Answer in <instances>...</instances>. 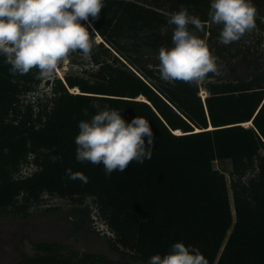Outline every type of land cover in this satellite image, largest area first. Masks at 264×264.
<instances>
[{
    "label": "trees",
    "instance_id": "1",
    "mask_svg": "<svg viewBox=\"0 0 264 264\" xmlns=\"http://www.w3.org/2000/svg\"><path fill=\"white\" fill-rule=\"evenodd\" d=\"M171 1L198 7L195 16L209 21L211 0ZM104 3L99 19L81 23L91 25L93 40L101 36L122 54L131 52L124 39H137L142 31L167 24L168 15L132 0ZM206 28L197 35L205 37ZM153 36V49L173 46L171 37ZM103 47L95 43L92 49L97 64L95 51ZM10 67L0 56V210L17 207L21 196L25 204L45 192L92 196L116 235L111 249L125 258L147 264L153 255H164L174 243L183 242L198 248L208 264H264V72L245 84L214 85L204 102L194 84L158 86L151 79L161 78L153 70L142 68L146 73L136 75L106 65L92 82L72 75L58 79L55 97L36 105L35 113L32 104L22 109L20 95L40 83L38 69L13 76ZM76 88L80 93L72 92ZM94 103L120 110L128 123L138 116L148 119L152 158L143 164L134 161L110 178L102 163L78 162V124L96 114ZM145 145L149 146L147 137ZM30 154L36 155L39 170L16 179ZM215 161H231L238 177L232 186L236 218L226 175L214 168ZM69 169L83 173L89 182L70 179ZM250 171L256 173L242 183ZM59 248L40 244L42 253L31 262L115 264L91 254L66 257Z\"/></svg>",
    "mask_w": 264,
    "mask_h": 264
},
{
    "label": "clouds",
    "instance_id": "2",
    "mask_svg": "<svg viewBox=\"0 0 264 264\" xmlns=\"http://www.w3.org/2000/svg\"><path fill=\"white\" fill-rule=\"evenodd\" d=\"M104 0H0V56L10 65L15 76L38 69L37 78L53 80L58 66L67 63L71 53L79 51L88 57L96 40L82 21L99 19ZM209 21L190 15L181 5L179 11L168 14L167 24L160 29L166 35L172 28V47H160L157 59L160 78L165 82L200 85L209 74L220 75L217 58L212 55L206 38L197 33L205 31L208 22L222 26L219 43L229 45L256 27L257 8L252 0H211ZM192 26L191 28L189 26ZM93 31H95L93 29ZM78 124L75 137L76 160L94 165L103 164L106 177L114 171L124 172L132 162L143 164L153 155V131L148 119L138 116L128 123L120 110L101 107ZM84 115L88 110L84 109ZM148 138V147L145 145ZM66 174L72 180L87 184L83 173ZM147 264H208L194 246L174 243L169 252L156 254Z\"/></svg>",
    "mask_w": 264,
    "mask_h": 264
},
{
    "label": "rangeland",
    "instance_id": "3",
    "mask_svg": "<svg viewBox=\"0 0 264 264\" xmlns=\"http://www.w3.org/2000/svg\"><path fill=\"white\" fill-rule=\"evenodd\" d=\"M132 1L166 15L179 11L181 7L171 0ZM252 3L257 8V17L264 22V0H252ZM186 8L191 15L199 14L198 7L191 5ZM161 27L142 31L137 39H124L123 44H127L131 51L125 54H122L117 46L106 42L105 38L100 39L97 36V44L104 45L103 48L95 51L99 64L95 62L93 52L88 57H84L79 51L71 53L68 62L58 66L55 79L41 80L40 83L31 85L32 90L20 95L22 109L32 104L35 105V113H37L39 108L36 105L46 104L55 97L53 90L58 79L64 80L66 76L72 75L92 82L93 75L106 65L125 68L136 75L145 74L142 68H146L155 71L156 77H160V73L157 72L159 64L157 55L162 46L153 49L151 41L154 39L153 35L161 34ZM206 27L205 37L201 35L203 32L199 36L206 38L212 55L217 58L220 75L214 76L210 73L202 84H194L198 89V96L204 102L212 95V86L226 83L245 84L264 72V28L261 29L256 23V27L246 32L240 40L223 45L218 40L222 26L208 22ZM165 36L172 37V29L169 28ZM151 81L158 86L168 83L162 79H151ZM75 91L80 93L78 88ZM35 156V154L29 155L28 162L24 163L21 170L15 174L16 179L27 178L39 170L34 162ZM214 168L226 175L236 218L232 186L239 180L234 175L232 162L215 161ZM255 173L256 171H250L241 182L247 183ZM95 201L96 198L92 196L60 197L45 192L38 200L25 204L21 196L19 205L9 208L10 211L1 209L0 264H33L31 260L42 253L38 249L40 244H56L60 246L58 252L66 257L71 253H76L78 258L91 254L105 257L115 264H144L129 257L125 258L121 253L111 249L110 243L116 240V235L101 216ZM16 208L20 212H16Z\"/></svg>",
    "mask_w": 264,
    "mask_h": 264
},
{
    "label": "bare ground",
    "instance_id": "4",
    "mask_svg": "<svg viewBox=\"0 0 264 264\" xmlns=\"http://www.w3.org/2000/svg\"><path fill=\"white\" fill-rule=\"evenodd\" d=\"M256 23L258 24V26H259L261 29L264 28V22H263L259 17L256 18ZM99 38L101 39V36H99ZM73 92H74V93H78V92L75 91V90H73ZM250 124H251V122L246 123L247 126L250 125Z\"/></svg>",
    "mask_w": 264,
    "mask_h": 264
},
{
    "label": "water",
    "instance_id": "5",
    "mask_svg": "<svg viewBox=\"0 0 264 264\" xmlns=\"http://www.w3.org/2000/svg\"><path fill=\"white\" fill-rule=\"evenodd\" d=\"M250 125H252V123Z\"/></svg>",
    "mask_w": 264,
    "mask_h": 264
},
{
    "label": "flooded vegetation",
    "instance_id": "6",
    "mask_svg": "<svg viewBox=\"0 0 264 264\" xmlns=\"http://www.w3.org/2000/svg\"><path fill=\"white\" fill-rule=\"evenodd\" d=\"M258 25V24H257Z\"/></svg>",
    "mask_w": 264,
    "mask_h": 264
}]
</instances>
